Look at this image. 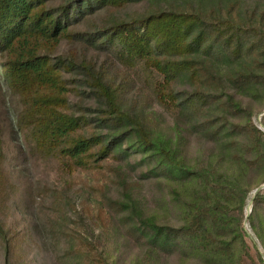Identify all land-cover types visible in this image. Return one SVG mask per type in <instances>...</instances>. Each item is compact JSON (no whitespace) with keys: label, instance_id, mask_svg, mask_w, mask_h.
Returning <instances> with one entry per match:
<instances>
[{"label":"trees","instance_id":"16d2710c","mask_svg":"<svg viewBox=\"0 0 264 264\" xmlns=\"http://www.w3.org/2000/svg\"><path fill=\"white\" fill-rule=\"evenodd\" d=\"M133 1L0 0V81L23 105L19 128L40 156L58 161L69 174L103 172L105 160L125 162L130 151L137 150L149 161V174L171 184L168 209L179 204L183 192L191 196L183 223L164 222L156 211L142 207L134 188L127 187L123 168L111 167L126 190L124 198L108 199L101 191L96 217L103 222L112 218L102 210L104 204L128 214L132 223L127 232L146 245L148 262H158L157 255L179 254L181 264H244L241 258L250 252L242 215L252 190L245 176L264 171V131L250 119L241 125L247 157L240 156L239 170L231 173L187 161L180 146L182 124L210 139L225 130L220 121L204 115L213 100L202 84L218 78L217 63L241 66L232 81L243 90L264 86V10L258 16V8L244 12L247 2L259 5L264 0H194L202 4L190 11L117 15ZM214 1L227 7L209 10L207 2ZM100 12V18L89 19ZM63 40L71 47L58 53ZM246 59L250 62L244 65ZM181 80L195 88L178 90ZM132 91L157 102L173 122L160 126L152 116L130 107ZM86 97L93 105L85 103ZM230 100L241 108L232 95ZM1 134L0 125V149ZM263 183L264 177L257 186ZM232 203H237L235 210ZM263 205L264 193L259 191L251 220ZM257 230L264 242V227ZM0 235L8 252L18 255L20 242L8 234L1 219Z\"/></svg>","mask_w":264,"mask_h":264},{"label":"rangeland","instance_id":"374dc122","mask_svg":"<svg viewBox=\"0 0 264 264\" xmlns=\"http://www.w3.org/2000/svg\"><path fill=\"white\" fill-rule=\"evenodd\" d=\"M201 4L194 0H137L120 9L117 15L128 18L159 9L190 11L195 6L200 8ZM207 5L209 10L217 11L227 7L220 1L207 2ZM255 8L259 9L257 16L260 15L264 2L259 5L247 2L244 12L249 13ZM103 14L97 13L89 19H98ZM86 23L80 26L84 28ZM70 47L63 40L58 53L67 52ZM73 47L77 48L76 45ZM90 55H94L92 50ZM101 59H104L103 55ZM249 62L250 59H246L243 63L247 65ZM216 65L220 68L217 72L220 77L217 75L218 78L202 84L213 100V105L204 115L220 121L225 130L218 139H210L190 124H182L184 131L180 147L187 161L213 164L221 172L231 173L239 170L236 161H241L240 156L247 157L248 140L246 134L240 132L241 125L250 119L254 126L264 131V86L243 90L239 82L232 81L233 75L241 69L238 63L232 65L220 61ZM0 87V219L8 234L21 245L18 255L14 250L8 252L7 242L0 235V264H181L179 254L157 255L158 262H148L146 245L127 232L129 222L132 223L128 214L113 212L107 204L102 206V210L111 212L112 218L103 222L95 213L99 203L103 202L101 191L105 190L108 199L124 198L126 190L117 181L116 174L111 172V167L123 168L125 176H128L127 187L134 188L142 207L149 213L156 211L164 222L183 223L184 210L188 208L191 196L183 192L179 204L168 209L171 184L150 175L149 161H143L142 153L137 150L130 151L125 162L105 160L103 172H65L58 161L43 158L34 150L33 142L19 128V116L23 110L20 98L9 92L1 81ZM177 88L182 91L195 86L190 81L181 80ZM138 94V91L129 94L130 107L152 116L160 126L173 122L172 115L157 102L143 100ZM230 95L241 104L240 109L233 105ZM72 97L75 98L74 95ZM85 99L86 104L93 105L91 97ZM233 136L238 140H233ZM263 177V170L250 171L245 176L252 190L242 215L250 252L249 256L241 258L244 264H263L264 242L258 237L257 228L264 227V205L259 206L253 220L250 219L256 193H264V183L257 186ZM231 207L235 210L237 203H232ZM196 261L190 264H202Z\"/></svg>","mask_w":264,"mask_h":264}]
</instances>
